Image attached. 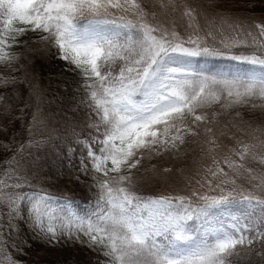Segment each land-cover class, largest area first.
Wrapping results in <instances>:
<instances>
[{"label": "snow or ice", "instance_id": "1", "mask_svg": "<svg viewBox=\"0 0 264 264\" xmlns=\"http://www.w3.org/2000/svg\"><path fill=\"white\" fill-rule=\"evenodd\" d=\"M257 7L264 0H0V152L9 153L0 164V264H22L14 254L32 246L14 239L20 222L37 244L105 258L95 264L264 262ZM49 55L79 77L82 96L83 119L59 136L35 69ZM241 106L259 108L262 122L244 119ZM13 122L26 140L10 132ZM192 145L198 157L178 167ZM53 176L90 178L87 208L44 187ZM158 186L162 193L144 194Z\"/></svg>", "mask_w": 264, "mask_h": 264}, {"label": "trees", "instance_id": "2", "mask_svg": "<svg viewBox=\"0 0 264 264\" xmlns=\"http://www.w3.org/2000/svg\"><path fill=\"white\" fill-rule=\"evenodd\" d=\"M194 2H200V0H194ZM257 16L261 12L254 11ZM175 28L181 35L184 34L182 27L179 23L175 25ZM32 39H36L35 34L29 33ZM23 37L21 39H25ZM13 51L23 54L24 49L21 47L13 48ZM238 51V50H234ZM23 59L21 63H23ZM221 66L230 65L231 61L226 59H218L215 61ZM65 64L63 61L56 59L53 55H49L47 58L37 59L35 61V69L39 78L40 86L45 90L48 95V99L52 101L51 104L43 106V110L46 119L49 121V127L55 129V135H61L67 128L68 122L80 121L83 119V106L77 110V105L82 98L81 94L76 91L79 85V77L73 73L66 72ZM2 70V69H0ZM256 104L262 103L261 100L256 99L253 101ZM241 115L246 120H257V123H261L258 118L261 116L260 109L255 110L249 109L246 106L238 108ZM10 132L17 135L21 140H26L27 132L21 128L19 122H13L9 125ZM36 139L41 137L37 136ZM0 139H6L0 136ZM228 143V141H225ZM40 156L45 155V149H40L37 153ZM9 153L0 152V164L3 163L4 159L7 158ZM199 152L195 149V145H192L190 149L185 153V163L178 165V167L186 168L189 167L192 162L198 157ZM156 161H153L155 163ZM165 167H174L172 164H165ZM44 171H49V166L44 165ZM43 180V177H42ZM92 181L90 178L86 179L81 176V183L79 185L70 184L66 182V178L57 179L53 176L50 180L43 182V186L48 188L50 191L56 193L58 191L67 192L74 198L79 209L84 210L87 208L92 200L95 189H89L88 185H91ZM164 191L163 186L152 188L151 191H145V195H156ZM31 233L27 226L20 222V229L18 235L14 237L16 241L27 240L32 246L25 247L23 254H14L16 259L21 261L22 264H95L98 260H105V258L96 252L90 251L87 248H81L75 245H69L56 248H50L44 244H37L31 240ZM235 264V261H233ZM264 264V262H260Z\"/></svg>", "mask_w": 264, "mask_h": 264}, {"label": "rangeland", "instance_id": "3", "mask_svg": "<svg viewBox=\"0 0 264 264\" xmlns=\"http://www.w3.org/2000/svg\"><path fill=\"white\" fill-rule=\"evenodd\" d=\"M253 11L262 12V11H264V9H262V8H260V7H257V8L254 9Z\"/></svg>", "mask_w": 264, "mask_h": 264}]
</instances>
